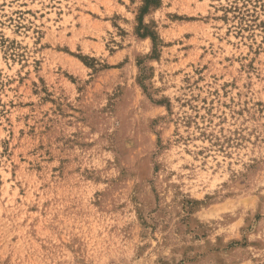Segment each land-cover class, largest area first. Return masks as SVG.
Returning <instances> with one entry per match:
<instances>
[{
    "label": "rangeland",
    "instance_id": "rangeland-1",
    "mask_svg": "<svg viewBox=\"0 0 264 264\" xmlns=\"http://www.w3.org/2000/svg\"><path fill=\"white\" fill-rule=\"evenodd\" d=\"M0 264H264V0H0Z\"/></svg>",
    "mask_w": 264,
    "mask_h": 264
}]
</instances>
